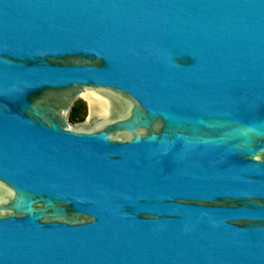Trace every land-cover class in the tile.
Instances as JSON below:
<instances>
[{"label": "water", "instance_id": "95a60500", "mask_svg": "<svg viewBox=\"0 0 264 264\" xmlns=\"http://www.w3.org/2000/svg\"><path fill=\"white\" fill-rule=\"evenodd\" d=\"M0 264H264V0H0Z\"/></svg>", "mask_w": 264, "mask_h": 264}, {"label": "trees", "instance_id": "16d2710c", "mask_svg": "<svg viewBox=\"0 0 264 264\" xmlns=\"http://www.w3.org/2000/svg\"><path fill=\"white\" fill-rule=\"evenodd\" d=\"M80 104H81V107L75 108L74 106H72L71 109L69 110V113L67 116L69 122L75 123L82 119V116L84 114V103L81 101Z\"/></svg>", "mask_w": 264, "mask_h": 264}, {"label": "rangeland", "instance_id": "374dc122", "mask_svg": "<svg viewBox=\"0 0 264 264\" xmlns=\"http://www.w3.org/2000/svg\"><path fill=\"white\" fill-rule=\"evenodd\" d=\"M83 102V100H81V99H77L76 101H74L73 103H72V105H71V107L72 106H74L75 108H77V107H81V104H80V102ZM84 103V102H83ZM77 105V106H76ZM87 107H86V104L84 103V114H83V116H82V119L81 120H83L84 118H85V116H86V114H87V109H86ZM71 109V108H70ZM68 113H69V111H68ZM67 116H68V114H67ZM80 120V121H81Z\"/></svg>", "mask_w": 264, "mask_h": 264}, {"label": "bare ground", "instance_id": "6f19581e", "mask_svg": "<svg viewBox=\"0 0 264 264\" xmlns=\"http://www.w3.org/2000/svg\"><path fill=\"white\" fill-rule=\"evenodd\" d=\"M71 108V107H70ZM70 108H69V110H70Z\"/></svg>", "mask_w": 264, "mask_h": 264}]
</instances>
